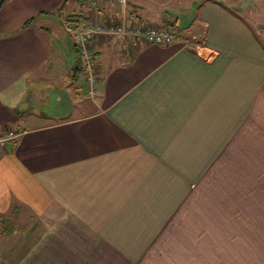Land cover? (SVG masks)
I'll list each match as a JSON object with an SVG mask.
<instances>
[{"label":"crops","instance_id":"1","mask_svg":"<svg viewBox=\"0 0 264 264\" xmlns=\"http://www.w3.org/2000/svg\"><path fill=\"white\" fill-rule=\"evenodd\" d=\"M62 1L0 6V131L17 133L0 148V264H264V0H193L186 25ZM88 8L177 34L96 35L91 95L65 25Z\"/></svg>","mask_w":264,"mask_h":264},{"label":"built area","instance_id":"2","mask_svg":"<svg viewBox=\"0 0 264 264\" xmlns=\"http://www.w3.org/2000/svg\"><path fill=\"white\" fill-rule=\"evenodd\" d=\"M78 5L87 7L95 4L106 2L112 7L125 9L127 0H71ZM66 29L71 33L78 55L82 60V72L88 81L89 94H94L93 86L98 80L96 60L97 55L90 43L98 34L111 35L114 37H131L134 44L141 39H145L149 43L168 44L172 41V35L167 26L161 27L156 24L147 22L128 23L124 18L115 21L114 17L108 19L96 16L91 9L85 13L81 21L69 19L66 22ZM17 133L10 127H5L0 131V148H5L8 141L15 138Z\"/></svg>","mask_w":264,"mask_h":264},{"label":"rangeland","instance_id":"3","mask_svg":"<svg viewBox=\"0 0 264 264\" xmlns=\"http://www.w3.org/2000/svg\"><path fill=\"white\" fill-rule=\"evenodd\" d=\"M129 1H131L134 4V6L137 7L138 12H140V14L144 17L149 16L150 18H154L158 16L159 13H162L166 10L167 12L172 14L173 17H178L179 21L181 22V25H184V24L186 25L190 22L189 18H191V16L193 15V11L196 7V5L192 3L193 0H129ZM220 1L224 3V5L227 8L231 9L234 12H240L241 10H245L247 7L251 5V0H220ZM70 7H71V0L68 1L64 5V8H63L64 15L70 10ZM241 14H243V12ZM156 26L165 27L167 25L166 23H162L160 25L157 24ZM67 39H68V42L70 43V49L72 50V53L75 55L73 44H72V39L69 35H67ZM74 60H76L75 57H74ZM78 60H79L78 63L80 66L79 71H81L80 78L83 81L84 73L82 72V68H81L82 60L80 56L78 57ZM81 79L79 81H81ZM38 82L41 83V79ZM87 87L88 85L84 83V93L83 94H86ZM56 90L58 89H55L54 92L57 94L58 92ZM51 96H52V93H51ZM57 97H59V95ZM14 220L12 218V220L9 221L8 226L5 227L7 230H10V228L15 229V226L17 224H16V221ZM12 236H13V233L11 234V238H13Z\"/></svg>","mask_w":264,"mask_h":264},{"label":"trees","instance_id":"4","mask_svg":"<svg viewBox=\"0 0 264 264\" xmlns=\"http://www.w3.org/2000/svg\"><path fill=\"white\" fill-rule=\"evenodd\" d=\"M80 7H83V5H79ZM83 9V8H82ZM80 9V10H82ZM62 12V9L59 10V13ZM82 12V11H81ZM70 16H68L67 18H69ZM70 19V18H69ZM35 20V17H31L30 19H28L22 26V28L26 25H28L29 23L33 22ZM176 19L175 18H166V25L169 29V32L170 34L173 36V34H177V27H176V24H175V21ZM75 21H79V20H75ZM142 23H147V21H141ZM66 24V23H65Z\"/></svg>","mask_w":264,"mask_h":264},{"label":"water","instance_id":"5","mask_svg":"<svg viewBox=\"0 0 264 264\" xmlns=\"http://www.w3.org/2000/svg\"><path fill=\"white\" fill-rule=\"evenodd\" d=\"M67 0H63L60 7H62L64 5V3L66 2ZM4 2V0H0V6L2 5V3Z\"/></svg>","mask_w":264,"mask_h":264}]
</instances>
